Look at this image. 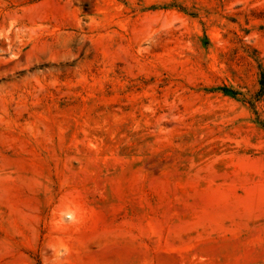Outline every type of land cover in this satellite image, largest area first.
<instances>
[{
    "label": "rangeland",
    "instance_id": "1",
    "mask_svg": "<svg viewBox=\"0 0 264 264\" xmlns=\"http://www.w3.org/2000/svg\"><path fill=\"white\" fill-rule=\"evenodd\" d=\"M264 0H0V264H264Z\"/></svg>",
    "mask_w": 264,
    "mask_h": 264
},
{
    "label": "trees",
    "instance_id": "2",
    "mask_svg": "<svg viewBox=\"0 0 264 264\" xmlns=\"http://www.w3.org/2000/svg\"><path fill=\"white\" fill-rule=\"evenodd\" d=\"M260 84H261V89H263L264 88V81H263V79L260 80Z\"/></svg>",
    "mask_w": 264,
    "mask_h": 264
}]
</instances>
